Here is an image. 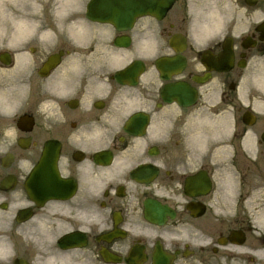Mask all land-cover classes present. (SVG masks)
I'll use <instances>...</instances> for the list:
<instances>
[{"label":"flooded vegetation","instance_id":"flooded-vegetation-1","mask_svg":"<svg viewBox=\"0 0 264 264\" xmlns=\"http://www.w3.org/2000/svg\"><path fill=\"white\" fill-rule=\"evenodd\" d=\"M78 1L30 0L27 26L0 27V264H264V114L240 153L250 104L233 100L228 160L199 118L202 52L217 63L229 37L231 71L210 73L238 83L264 58V29L236 38L237 19L264 20V0H153L162 11L120 30L87 19L91 0ZM213 10L218 28L194 40L197 17L207 28ZM178 48L184 65L164 80L156 61ZM134 60L141 74H115ZM176 84L194 90L193 105L164 101Z\"/></svg>","mask_w":264,"mask_h":264},{"label":"rangeland","instance_id":"rangeland-1","mask_svg":"<svg viewBox=\"0 0 264 264\" xmlns=\"http://www.w3.org/2000/svg\"><path fill=\"white\" fill-rule=\"evenodd\" d=\"M82 1L85 0H79L78 3H81ZM27 2L29 0H1L0 3V26H12L8 24V19L7 14H6V7L11 6L7 8V11H12L11 16L13 18H16L19 16V13L23 15V12L27 9ZM15 6V7H14ZM26 7V8H25ZM16 8V9H15ZM257 21V18L255 16L249 17L248 21H246V25H251L254 22ZM13 23V22H12ZM14 26H17V24L13 23ZM259 77H264V58L258 59V60H253L251 61L248 69L244 71V75L242 78V81L240 83V93L241 100L243 102L250 101L251 107L256 110L259 113L264 112V85L259 82L257 78ZM208 89V95H207V102L206 106L210 108V104L213 102L212 98H215L216 92H218V86H216L215 83L210 84ZM213 91V92H212ZM248 95V98H247ZM225 112L223 115L218 116L215 120L211 121L210 119L212 118L211 114L209 111H207V117L208 121L211 125H216L218 129L220 130V126L222 121H224V126H226L225 131H221L224 134V137L226 136V131H228L227 128H229L231 121V115L232 111L231 108L224 106ZM220 117V118H219ZM218 119V121H216ZM208 128H212L210 125H208ZM221 133V134H222Z\"/></svg>","mask_w":264,"mask_h":264},{"label":"water","instance_id":"water-1","mask_svg":"<svg viewBox=\"0 0 264 264\" xmlns=\"http://www.w3.org/2000/svg\"><path fill=\"white\" fill-rule=\"evenodd\" d=\"M141 2V1H140ZM127 9L133 10L135 12H146L153 10V4L152 3H145L143 5H138L137 2L134 1H128L127 2Z\"/></svg>","mask_w":264,"mask_h":264},{"label":"bare ground","instance_id":"bare-ground-1","mask_svg":"<svg viewBox=\"0 0 264 264\" xmlns=\"http://www.w3.org/2000/svg\"><path fill=\"white\" fill-rule=\"evenodd\" d=\"M18 26L19 27H24V26H27V24H25V22L23 20H21L19 23H18ZM259 82H261L263 85H264V78L263 77H259L258 78Z\"/></svg>","mask_w":264,"mask_h":264}]
</instances>
